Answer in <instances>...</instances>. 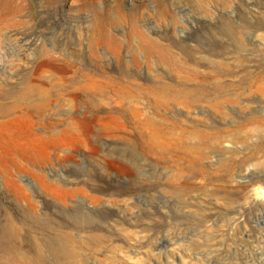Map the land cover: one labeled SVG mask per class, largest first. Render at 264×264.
Returning <instances> with one entry per match:
<instances>
[{
  "label": "rangeland",
  "instance_id": "374dc122",
  "mask_svg": "<svg viewBox=\"0 0 264 264\" xmlns=\"http://www.w3.org/2000/svg\"><path fill=\"white\" fill-rule=\"evenodd\" d=\"M258 189L264 0H0V264H264Z\"/></svg>",
  "mask_w": 264,
  "mask_h": 264
},
{
  "label": "bare ground",
  "instance_id": "6f19581e",
  "mask_svg": "<svg viewBox=\"0 0 264 264\" xmlns=\"http://www.w3.org/2000/svg\"><path fill=\"white\" fill-rule=\"evenodd\" d=\"M205 1H207V0H205ZM221 4H223V5H225V4H227V0H218ZM228 23H230L229 21H227ZM227 29V31H228V33L230 34V35H233L232 34V32L228 29V28H226ZM98 96V95H97ZM96 97V96H95ZM104 98V97H103ZM13 107H15L16 105H12ZM70 116V115H69ZM260 195H261V197H262V199H264V189H258V191H257ZM7 233V227L5 228V232H4V234H6ZM168 240V239H167ZM53 242H56V245L58 244V246H60L61 245V242H57V239L55 238V239H51L50 241H49V244L51 245ZM259 242L260 243H263V240H259ZM162 243V242H161ZM210 246V245H209ZM157 246H153V249L154 248H156ZM208 247V246H207ZM264 248V246H263V244H260L259 246H258V250H261V249H263ZM211 250V249H210ZM167 253H168V256L166 257L165 256V264H174L175 263V260L177 259V260H182V258H183V256H187V255H189L188 253H186V252H184L183 250H181V249H177V250H171V249H168L167 251H166ZM219 254V253H218ZM192 255V254H191ZM217 255V254H216ZM149 257H151L152 259H154L158 264L160 263V261H159V258H158V256L155 258V255L154 254H152L151 252L149 253ZM188 257V256H187ZM263 261V260H262ZM262 261H259V262H262Z\"/></svg>",
  "mask_w": 264,
  "mask_h": 264
}]
</instances>
